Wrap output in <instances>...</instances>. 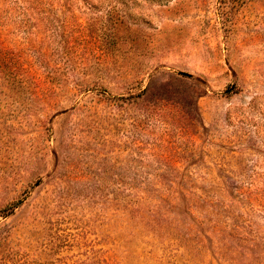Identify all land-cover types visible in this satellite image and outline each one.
Masks as SVG:
<instances>
[{
  "label": "rangeland",
  "instance_id": "374dc122",
  "mask_svg": "<svg viewBox=\"0 0 264 264\" xmlns=\"http://www.w3.org/2000/svg\"><path fill=\"white\" fill-rule=\"evenodd\" d=\"M0 264H264V0H0Z\"/></svg>",
  "mask_w": 264,
  "mask_h": 264
}]
</instances>
